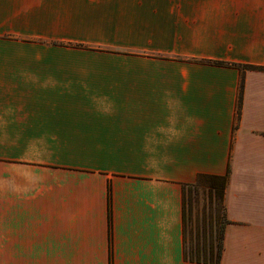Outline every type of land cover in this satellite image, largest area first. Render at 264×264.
<instances>
[{
  "label": "crops",
  "instance_id": "0c3cea01",
  "mask_svg": "<svg viewBox=\"0 0 264 264\" xmlns=\"http://www.w3.org/2000/svg\"><path fill=\"white\" fill-rule=\"evenodd\" d=\"M227 174L220 264H264V0H0V264H209Z\"/></svg>",
  "mask_w": 264,
  "mask_h": 264
},
{
  "label": "trees",
  "instance_id": "16d2710c",
  "mask_svg": "<svg viewBox=\"0 0 264 264\" xmlns=\"http://www.w3.org/2000/svg\"><path fill=\"white\" fill-rule=\"evenodd\" d=\"M215 65L226 66L228 64L223 62H211ZM242 71L245 70H253V71H261V69L254 68L251 66H240ZM243 89V83H242ZM241 102V97H240ZM228 176H209V175H201L198 176L195 184L192 186L194 190L197 189H205L209 193L210 199L213 200H220L223 208L221 220L222 224L219 227L217 224V217L216 222L210 228L208 233V241L204 242L202 245L197 244L194 251L190 255V260L195 261L197 263H209V264H220L222 252H223V241H224V233L225 227L229 222L226 220L225 217V208H224V200L226 194V188L228 184ZM219 233V236H218Z\"/></svg>",
  "mask_w": 264,
  "mask_h": 264
},
{
  "label": "rangeland",
  "instance_id": "374dc122",
  "mask_svg": "<svg viewBox=\"0 0 264 264\" xmlns=\"http://www.w3.org/2000/svg\"><path fill=\"white\" fill-rule=\"evenodd\" d=\"M223 206L220 200H211L205 189L187 192L186 196V245L188 254L196 244L208 241L210 228L216 222L222 224L221 216ZM219 236V233H218Z\"/></svg>",
  "mask_w": 264,
  "mask_h": 264
}]
</instances>
